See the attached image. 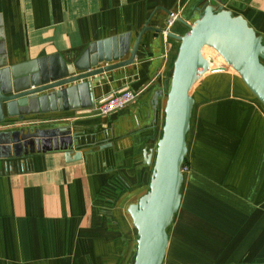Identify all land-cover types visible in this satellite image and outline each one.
<instances>
[{
  "label": "crops",
  "instance_id": "0c3cea01",
  "mask_svg": "<svg viewBox=\"0 0 264 264\" xmlns=\"http://www.w3.org/2000/svg\"><path fill=\"white\" fill-rule=\"evenodd\" d=\"M204 1L0 0V75L10 92L112 66L19 100L27 106L2 104L0 128L65 125L81 158L65 161L53 148L0 158V264H132L126 207L147 189L178 45L171 34H183ZM223 8L264 43V0ZM123 87L134 99L99 114L98 100ZM191 96L186 170L161 264H264V106L229 70L204 74Z\"/></svg>",
  "mask_w": 264,
  "mask_h": 264
},
{
  "label": "water",
  "instance_id": "95a60500",
  "mask_svg": "<svg viewBox=\"0 0 264 264\" xmlns=\"http://www.w3.org/2000/svg\"><path fill=\"white\" fill-rule=\"evenodd\" d=\"M223 5L224 0H205L198 8L196 18L187 25V30L181 35L171 34L178 40V45L165 91L162 126L153 150L147 189L136 202L126 207L136 234L132 264L162 263L167 245L166 228L180 200L185 134L193 104L191 91L197 81L210 71L229 70L264 106L262 38L241 15H233ZM110 67L95 68L18 92L7 90L0 75V122L3 103L8 109L13 106L12 102L17 103V109L27 106L28 101L23 103L27 96L92 76ZM20 99L23 100L18 103ZM75 139L65 125L47 129L0 128V158H16L53 148L63 150L65 161L77 160L81 153L73 151ZM151 155V151L144 154L145 163H150Z\"/></svg>",
  "mask_w": 264,
  "mask_h": 264
},
{
  "label": "built area",
  "instance_id": "2783aa9c",
  "mask_svg": "<svg viewBox=\"0 0 264 264\" xmlns=\"http://www.w3.org/2000/svg\"><path fill=\"white\" fill-rule=\"evenodd\" d=\"M178 14V10L168 12L166 16L165 29L162 32L164 36L167 34L166 30L172 25L174 21L177 20ZM134 97L135 94L130 89L123 87L104 95L98 100V103L95 107L99 114H107L127 105L134 99ZM185 170L186 166L182 163L181 172Z\"/></svg>",
  "mask_w": 264,
  "mask_h": 264
}]
</instances>
